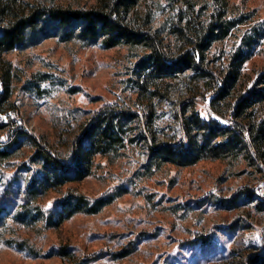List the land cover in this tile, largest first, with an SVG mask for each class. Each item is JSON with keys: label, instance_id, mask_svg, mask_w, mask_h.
<instances>
[{"label": "rangeland", "instance_id": "rangeland-1", "mask_svg": "<svg viewBox=\"0 0 264 264\" xmlns=\"http://www.w3.org/2000/svg\"><path fill=\"white\" fill-rule=\"evenodd\" d=\"M98 1L17 0V8H90ZM194 1V15L208 20L213 0ZM188 9L186 0H140L130 17L137 26L158 31L175 50L179 42L171 31ZM229 14L242 22L212 43L204 65L224 70L243 37L256 32L240 68L239 91L264 73V0H230ZM145 52L142 46L104 48L57 36L18 46L3 55L12 65L13 87L4 106L15 104L12 117L25 131L65 155L94 111L141 101L136 62ZM161 88L165 97L153 102L157 139L174 133L186 101H196L207 114L210 93L192 69L165 78ZM254 112L264 121V101ZM33 152L30 135L21 132L9 158L0 163V264H75L85 259V264H240L264 245V201L241 195L251 190L264 197V174L242 157L156 165L150 164L147 147L139 140L127 142L117 156L97 155L92 173L81 180L35 191L28 188L35 172V165H29ZM68 194L110 202L96 213L68 217L61 206ZM23 207H28L24 217Z\"/></svg>", "mask_w": 264, "mask_h": 264}, {"label": "trees", "instance_id": "trees-1", "mask_svg": "<svg viewBox=\"0 0 264 264\" xmlns=\"http://www.w3.org/2000/svg\"><path fill=\"white\" fill-rule=\"evenodd\" d=\"M140 0H99L90 8L37 5L19 11L17 0L0 3V163L11 155L18 133L30 135L34 152L29 165L35 172L28 182L30 190L58 188L92 173L95 157L117 156L127 142L142 141L150 164L192 165L203 159L244 158L248 166L264 174V121L258 120L255 106L264 101V73L249 88L237 90L240 68L249 58L256 32L245 35L222 71L204 65L212 43L222 40L242 21L229 14L230 0H213L208 20L194 15V0H186L187 16L174 24L171 33L179 42L173 50L158 31L137 26L130 13ZM256 31V30H254ZM57 36L64 41L99 43L104 48L117 45L142 46L146 52L136 62L140 102L125 107L118 103L94 111L80 125L65 155L42 137L27 131L12 116L18 108L11 102L12 65L3 55L18 46H29L44 38ZM192 69L209 91L208 112L203 115L194 100L183 103L177 114V126L167 139H157L153 130L154 99L161 94V81ZM224 120H226L224 122ZM6 132L8 138L2 139ZM244 198L264 197L251 190L241 191ZM73 198L75 199L73 201ZM72 199V200H71ZM110 199L90 201L83 195L68 194L61 206L67 216L80 211L96 213ZM24 208V207H23ZM20 213L23 217L28 210ZM89 259L77 261L85 264ZM240 264H264V245L248 253Z\"/></svg>", "mask_w": 264, "mask_h": 264}, {"label": "built area", "instance_id": "built-area-1", "mask_svg": "<svg viewBox=\"0 0 264 264\" xmlns=\"http://www.w3.org/2000/svg\"><path fill=\"white\" fill-rule=\"evenodd\" d=\"M1 117L4 118V119L6 120V117H3V115H1V113H0V120H4V119H2ZM5 120H4V121H5Z\"/></svg>", "mask_w": 264, "mask_h": 264}]
</instances>
